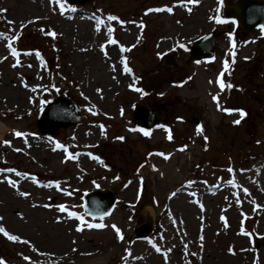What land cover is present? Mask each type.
I'll return each mask as SVG.
<instances>
[{
  "label": "rangeland",
  "instance_id": "1",
  "mask_svg": "<svg viewBox=\"0 0 264 264\" xmlns=\"http://www.w3.org/2000/svg\"><path fill=\"white\" fill-rule=\"evenodd\" d=\"M237 1L0 0V226L19 238L0 232L4 264H218L210 251L229 260L241 244L264 252V184L255 179L264 159V33L228 19ZM214 29V57L192 58V42ZM168 55L178 66L148 93L145 77ZM13 88L26 99L7 93ZM59 95L78 102L82 120L43 136L37 118ZM138 104L162 121L147 136L134 124ZM97 188L118 196L101 220L83 207ZM181 188L203 203L193 226L171 219ZM147 207L152 231L137 238Z\"/></svg>",
  "mask_w": 264,
  "mask_h": 264
},
{
  "label": "water",
  "instance_id": "2",
  "mask_svg": "<svg viewBox=\"0 0 264 264\" xmlns=\"http://www.w3.org/2000/svg\"><path fill=\"white\" fill-rule=\"evenodd\" d=\"M68 1L71 4H84L89 0ZM233 7L236 11L231 14V18L240 23L245 31H251L254 28L264 25V0H238ZM215 35L216 31L214 30L194 41L190 49L192 57L197 60L212 58L216 43ZM166 63L178 66L174 55L167 56ZM164 69L170 72L169 67L164 66ZM146 80V88L152 92L161 88L168 81V78L164 77L162 72H159L148 75ZM80 119L81 114L78 106L71 100L60 97L56 100H51L50 104L41 111L37 120V127L44 135L52 136L59 128H66L78 123ZM134 119L137 126L144 128H149L160 123V117L143 105L134 107ZM115 203L116 194L111 189L99 188L86 194L84 207L92 217L104 218L112 213ZM151 230L152 223L148 221L137 227L135 234L137 237H144Z\"/></svg>",
  "mask_w": 264,
  "mask_h": 264
},
{
  "label": "bare ground",
  "instance_id": "3",
  "mask_svg": "<svg viewBox=\"0 0 264 264\" xmlns=\"http://www.w3.org/2000/svg\"><path fill=\"white\" fill-rule=\"evenodd\" d=\"M40 6H35V11H39L38 9ZM31 10H28L25 8L24 10H21V15H25L27 12ZM16 15H19V12H16ZM87 25L85 24L84 27ZM88 27L85 29V33H87ZM106 67L100 65L99 68H97V71H99V74H97V79L102 80L104 77L107 81H105V85L108 84V79H110V72L106 71ZM111 70V69H110ZM7 93L13 96L15 99L25 100L27 97V92H23L21 90H18L16 88H13L12 90H7ZM7 130L6 125H4L0 121V140L4 138V133ZM258 174V172H260ZM258 178H255L257 180V183L264 184V159L262 163L259 165V168L257 170ZM204 190H202L203 192ZM191 195L188 193V189L181 188V192L177 199L174 201V213L172 221L175 222L176 226L178 224V220L183 219L186 220L187 223L190 225H194L195 219L199 216V211L197 212V206L195 204H203L202 201H198L194 198L190 197ZM212 200L210 197H206V201ZM146 219L148 221H152L154 218V214L152 213V210L147 207L146 208ZM243 239H241L242 241ZM230 242H233L230 240ZM241 244V243H240ZM253 259V261L251 260ZM208 261L210 262H219L218 264H264V252H256L252 251L250 249H247L245 244H241L240 249L237 251L233 259L229 260V257L226 258L224 255H216L214 251L209 252Z\"/></svg>",
  "mask_w": 264,
  "mask_h": 264
},
{
  "label": "snow or ice",
  "instance_id": "4",
  "mask_svg": "<svg viewBox=\"0 0 264 264\" xmlns=\"http://www.w3.org/2000/svg\"><path fill=\"white\" fill-rule=\"evenodd\" d=\"M160 10H161V9H154V10H153V9H149V11H160ZM3 11H4V9H0V13H2ZM167 11H171V9L169 8V9H167ZM108 19H109V20H115V19H117V18H116L115 16H111V15H110V16H108ZM216 19L219 21V17H216ZM9 23H11V21H9ZM261 27L264 28V25H262ZM111 31H112V29L109 28V29H108V32L111 33ZM47 34H48V35H54L52 32H48ZM0 35H2V34H0ZM112 43H115V41H112ZM179 46H180L181 48L184 47L183 44H181V45H179ZM9 47H11V46L9 45ZM11 55L14 56V57L17 56V52H16L15 49H12V51H11ZM0 59H3V58H0ZM13 67H15V65H13ZM125 71H129V69L125 68ZM217 83H220V81L217 80ZM130 87H131V85H130ZM229 87H231V85H229ZM134 90H135L136 92L141 93V95H143V92H142V90H141L140 88H135ZM97 91H99V89H98ZM212 99L215 101L217 98H216V96H213ZM224 111H231V110L225 109ZM241 114L243 115V113H241ZM234 123H238V121H234ZM140 131L143 132L145 136H147V135L149 134V131H148V130L140 129ZM15 135L20 136V135H22V133H20V132H16ZM117 139H121V140H122L123 137H118ZM4 143L7 144L8 141H4ZM58 147H60V145H58ZM6 171H8V172H12V171H15V170H14V169H6ZM228 171L231 172L232 169L229 168ZM18 175H19V173H18ZM8 183H9V184H12L13 187L15 186L11 180H9ZM20 195H21V196H27V195H29V194L26 193V192H21ZM45 206L47 207V205H45ZM57 207H58L61 211H65V210H66V209H65V206H64L63 204L58 205ZM69 215H75V213H69ZM221 219H223V217H221ZM88 227H97V228H100V227H103V225H102V224H95V225H91V224H90V225H88ZM77 231H80L79 226L77 227ZM0 232H3L4 235L8 237L9 240H17V239H19L17 236L10 235V234L7 233L6 231H4V229H3L2 226H0ZM116 232H117V236L119 237V232H120V230H119V229H116ZM229 251H231V249H229ZM25 259H28V258L25 257ZM0 264H4V261H3L2 259H0Z\"/></svg>",
  "mask_w": 264,
  "mask_h": 264
}]
</instances>
